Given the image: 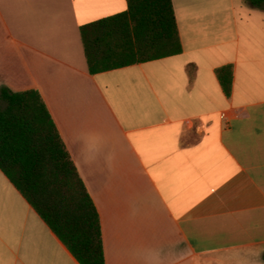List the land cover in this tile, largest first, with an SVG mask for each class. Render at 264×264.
<instances>
[{"label": "crops", "instance_id": "crops-1", "mask_svg": "<svg viewBox=\"0 0 264 264\" xmlns=\"http://www.w3.org/2000/svg\"><path fill=\"white\" fill-rule=\"evenodd\" d=\"M173 5L182 53L93 75L81 27L127 0H0V89L40 92L106 264H264V10ZM0 264H81L1 169Z\"/></svg>", "mask_w": 264, "mask_h": 264}, {"label": "trees", "instance_id": "trees-1", "mask_svg": "<svg viewBox=\"0 0 264 264\" xmlns=\"http://www.w3.org/2000/svg\"><path fill=\"white\" fill-rule=\"evenodd\" d=\"M127 3L81 27L93 75L183 52L173 0ZM216 73L231 96L233 65ZM0 169L81 264H106L100 214L38 90L0 89Z\"/></svg>", "mask_w": 264, "mask_h": 264}]
</instances>
